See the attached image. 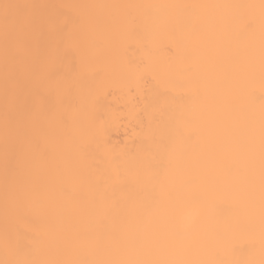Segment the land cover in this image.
<instances>
[{"label": "bare ground", "instance_id": "bare-ground-1", "mask_svg": "<svg viewBox=\"0 0 264 264\" xmlns=\"http://www.w3.org/2000/svg\"><path fill=\"white\" fill-rule=\"evenodd\" d=\"M0 264H264V0H0Z\"/></svg>", "mask_w": 264, "mask_h": 264}]
</instances>
